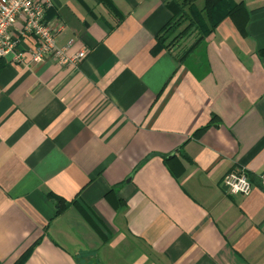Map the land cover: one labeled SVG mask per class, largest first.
I'll list each match as a JSON object with an SVG mask.
<instances>
[{
  "label": "crops",
  "instance_id": "obj_1",
  "mask_svg": "<svg viewBox=\"0 0 264 264\" xmlns=\"http://www.w3.org/2000/svg\"><path fill=\"white\" fill-rule=\"evenodd\" d=\"M53 1L84 54L0 58V264H264V0L185 56L168 0Z\"/></svg>",
  "mask_w": 264,
  "mask_h": 264
},
{
  "label": "built area",
  "instance_id": "obj_2",
  "mask_svg": "<svg viewBox=\"0 0 264 264\" xmlns=\"http://www.w3.org/2000/svg\"><path fill=\"white\" fill-rule=\"evenodd\" d=\"M53 5V0H0V58L24 62L23 38L29 35L35 44L30 48L33 62L56 59L63 64L78 63L83 51L68 56V46L57 43V36L66 27L55 17H47V11ZM260 178L264 189V173ZM223 186L232 194H249L253 183L245 167H234L224 176Z\"/></svg>",
  "mask_w": 264,
  "mask_h": 264
},
{
  "label": "trees",
  "instance_id": "obj_3",
  "mask_svg": "<svg viewBox=\"0 0 264 264\" xmlns=\"http://www.w3.org/2000/svg\"><path fill=\"white\" fill-rule=\"evenodd\" d=\"M101 1L109 8L115 9L111 0ZM166 4L172 11L173 18L157 34V44L169 49L178 44L182 37L194 34V40L183 56L194 50L224 17H232L241 29H245L250 17V11L243 1L204 0L202 7L197 4V0H168ZM52 15L53 11L52 14L49 11L47 17L51 18ZM63 207L61 204L57 213L61 212Z\"/></svg>",
  "mask_w": 264,
  "mask_h": 264
},
{
  "label": "rangeland",
  "instance_id": "obj_4",
  "mask_svg": "<svg viewBox=\"0 0 264 264\" xmlns=\"http://www.w3.org/2000/svg\"><path fill=\"white\" fill-rule=\"evenodd\" d=\"M202 3H203L202 0H198L199 6L202 5Z\"/></svg>",
  "mask_w": 264,
  "mask_h": 264
},
{
  "label": "water",
  "instance_id": "obj_5",
  "mask_svg": "<svg viewBox=\"0 0 264 264\" xmlns=\"http://www.w3.org/2000/svg\"><path fill=\"white\" fill-rule=\"evenodd\" d=\"M127 180H129V179H127Z\"/></svg>",
  "mask_w": 264,
  "mask_h": 264
}]
</instances>
